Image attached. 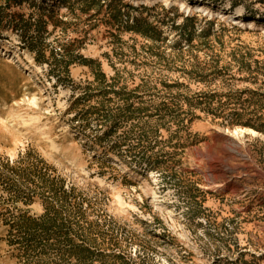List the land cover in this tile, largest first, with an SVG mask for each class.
Segmentation results:
<instances>
[{
  "label": "rangeland",
  "instance_id": "374dc122",
  "mask_svg": "<svg viewBox=\"0 0 264 264\" xmlns=\"http://www.w3.org/2000/svg\"><path fill=\"white\" fill-rule=\"evenodd\" d=\"M18 15L68 47L64 86ZM26 153L93 264H264V0H0V162ZM44 207L0 181V264H36L9 222Z\"/></svg>",
  "mask_w": 264,
  "mask_h": 264
},
{
  "label": "trees",
  "instance_id": "16d2710c",
  "mask_svg": "<svg viewBox=\"0 0 264 264\" xmlns=\"http://www.w3.org/2000/svg\"><path fill=\"white\" fill-rule=\"evenodd\" d=\"M59 1L66 3L67 0ZM91 1L94 3L96 0ZM47 11L53 12L52 9ZM13 16L15 17V14ZM19 17V24L24 29L34 25L37 31L35 36L21 34L23 46L34 54L33 59L36 63L47 65V76L52 75L57 84L64 86L62 79L64 76L67 77L68 65L71 63V60L64 58L68 47H63L65 54L59 52L61 47H58L57 50L56 48L48 50L49 44L45 42L43 36L47 32L45 24L39 21L32 24L28 19ZM42 17L40 15V18ZM47 50L49 51L48 56L46 55ZM58 55H60V59H58ZM54 61L55 63H53ZM89 63L94 62L91 60ZM27 158L28 153L22 157L20 162H9L8 160L0 162V181L9 189V196L12 199H21L28 203L36 193H39L45 209L44 213L38 217L27 216L26 212H23L17 216L15 221L9 222V230L17 229L16 231L20 233L17 242L15 239L13 240L15 242L11 241V245L17 243L20 247L19 251L24 255L38 253L36 264H48L47 258L44 259L41 255L51 251L56 256L54 261L74 259L77 264H93V255L102 254L95 243L96 239L90 236L89 230H64L66 229L64 227H71V222H68L66 218L60 220L63 209L67 212V217H70L68 212L71 210L67 208L66 204L72 189L65 188L63 181H58V178L46 177L40 169L43 167L28 163ZM38 189L40 192H36ZM75 236L81 238V243L76 242ZM94 261L101 263L100 259Z\"/></svg>",
  "mask_w": 264,
  "mask_h": 264
},
{
  "label": "bare ground",
  "instance_id": "6f19581e",
  "mask_svg": "<svg viewBox=\"0 0 264 264\" xmlns=\"http://www.w3.org/2000/svg\"><path fill=\"white\" fill-rule=\"evenodd\" d=\"M203 7H205V6H201V7H199V8H203ZM238 12H240V10H237ZM239 14V13H238ZM234 19H237V18H234ZM33 76H36V74L33 72V74H32Z\"/></svg>",
  "mask_w": 264,
  "mask_h": 264
}]
</instances>
